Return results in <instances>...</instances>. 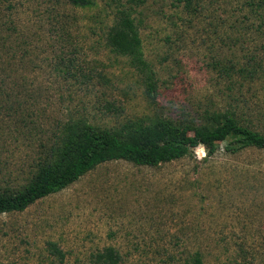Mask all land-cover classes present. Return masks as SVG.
Returning <instances> with one entry per match:
<instances>
[{"label": "rangeland", "instance_id": "374dc122", "mask_svg": "<svg viewBox=\"0 0 264 264\" xmlns=\"http://www.w3.org/2000/svg\"><path fill=\"white\" fill-rule=\"evenodd\" d=\"M93 1L5 0L0 45L16 51L7 81L20 90L9 97L20 109L0 111V186L24 183L70 120L113 128L163 114L200 130L233 112L264 133V30L251 0ZM123 11L138 25L154 97L148 74L106 45ZM251 65V75L240 70ZM225 146L208 155L200 144L158 166L108 161L23 211L0 213V264H92L108 246L123 264H187L199 248L206 264H221L243 239L264 264V149Z\"/></svg>", "mask_w": 264, "mask_h": 264}, {"label": "trees", "instance_id": "16d2710c", "mask_svg": "<svg viewBox=\"0 0 264 264\" xmlns=\"http://www.w3.org/2000/svg\"><path fill=\"white\" fill-rule=\"evenodd\" d=\"M179 1L190 6L196 0ZM4 2L0 0V22L6 25L8 9ZM69 2L78 7H89L94 3L93 0ZM248 4L251 11L262 15L259 21L254 22L257 24L256 30H264V0H251ZM106 45L118 54L130 56L148 74L147 93L154 97L155 82L152 75H149L153 71L144 57L140 31L130 13L123 11L115 19L106 33ZM15 54L13 47L0 45V111L6 109L8 113L20 109L9 99L20 90L9 88L7 81L12 77L7 68L13 64L7 57L11 55L14 58ZM252 60L256 65L255 57ZM255 65L240 70L251 75ZM66 72L71 73L70 70ZM54 137L52 143L44 145L34 158L35 163L31 164L28 173L30 176L24 183L0 186V213L23 211L37 200L68 187L96 166L112 160L158 166L191 156L200 144L207 146L208 155H213L219 151L223 142H226L225 151L230 154L251 147L264 149V133L248 124H242L233 112L212 115L211 122L200 130L191 121L178 122L163 114L150 118H132L113 128L99 127L86 119H77L61 124ZM49 250L61 261L64 260L65 254L56 244L51 243ZM226 251L233 257L221 264H257L250 258L256 251L249 249L244 239L243 242L229 244ZM123 263L122 254L113 246L105 247L92 257V264ZM186 263L206 264L204 251L199 248L192 252Z\"/></svg>", "mask_w": 264, "mask_h": 264}]
</instances>
